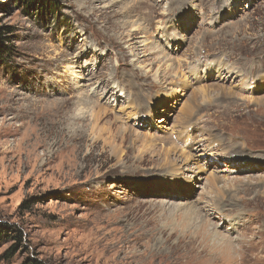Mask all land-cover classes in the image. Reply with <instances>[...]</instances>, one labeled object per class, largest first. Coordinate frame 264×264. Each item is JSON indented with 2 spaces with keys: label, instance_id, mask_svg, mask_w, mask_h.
<instances>
[{
  "label": "rangeland",
  "instance_id": "obj_1",
  "mask_svg": "<svg viewBox=\"0 0 264 264\" xmlns=\"http://www.w3.org/2000/svg\"><path fill=\"white\" fill-rule=\"evenodd\" d=\"M2 26L0 264H264V0H0ZM164 148L193 158L173 188Z\"/></svg>",
  "mask_w": 264,
  "mask_h": 264
},
{
  "label": "trees",
  "instance_id": "obj_2",
  "mask_svg": "<svg viewBox=\"0 0 264 264\" xmlns=\"http://www.w3.org/2000/svg\"><path fill=\"white\" fill-rule=\"evenodd\" d=\"M22 5L30 8L35 7L39 12L42 10H48L50 13L54 12V9L57 10L59 7V0H18ZM7 27H0V60H3L8 53L7 47V37L5 36ZM22 207L25 206L23 202ZM24 234L20 228H17L14 224H9L8 222L0 221V241H11L9 247L5 250V257H11L18 251V244L23 242ZM22 264H46L42 260L37 258H28Z\"/></svg>",
  "mask_w": 264,
  "mask_h": 264
},
{
  "label": "bare ground",
  "instance_id": "obj_3",
  "mask_svg": "<svg viewBox=\"0 0 264 264\" xmlns=\"http://www.w3.org/2000/svg\"><path fill=\"white\" fill-rule=\"evenodd\" d=\"M134 8H136V7H134ZM129 24V23H128ZM130 25V24H129ZM135 26V25H134ZM137 27V26H136ZM135 27V28H136ZM132 34V33H131ZM131 34H128V36L130 37L131 36ZM220 64V63H219ZM167 67H170L171 68V66H168L167 65ZM166 67V68H167ZM166 68H165V70H166ZM224 68V67H223ZM222 69V68H221ZM229 69V68H228ZM219 74H220V72H219ZM191 77V76H190ZM196 79V78H195ZM209 87H213V88H211V89H215V88H217V90H219L220 88H221V86H219V84H211L210 86H208V87H205V88H201V89H198V88H196V90H194V92H198L200 95H202V97L205 95V93H206V91L209 89ZM221 90H222V88H221ZM194 94V93H193ZM196 97V96H195ZM194 97V98H195ZM256 101H258V100H256ZM80 103V102H79ZM87 104L88 103V105L90 104V101H85V100H83V104ZM194 105V106H193ZM94 107V106H93ZM193 107H195V104H194V102L193 103H191L190 104V106H189V108H193ZM91 109V108H90ZM185 118H184V120H185V122H187V119H188V116H184ZM124 132V131H123ZM208 142V141H207ZM216 144V143H215ZM208 146V145H207ZM179 149V148H178ZM160 151V150H159ZM171 156V155H170ZM180 156L183 158L182 160L180 159H178V158H176V159H174V160H172V159H170L169 160V149L168 148H164V150H163V152H162V159H161V165H163L164 164V167H165V169H166V171L167 172H170L168 175V178L169 179H164L165 180V182H167V184H169V188H173L174 186H173V184L175 185V184H180V182H179V180H177V178H175V177H173V175L172 174H176L180 169L182 170V166H179L178 165V163L180 162V161H182V162H184L185 160H187L186 158H188V157H190V158H192L191 157V155H189L187 152H185L184 150H180ZM176 157V156H175ZM171 158V157H170ZM189 159V158H188ZM193 159V158H192ZM140 160H142V159H140V157H138V162L140 163ZM144 160V159H143ZM142 160V161H143ZM146 161V160H145ZM177 161H178V163H177ZM158 166H160L159 164H158ZM162 168V167H161ZM166 174V173H165ZM170 175H172V176H170ZM218 181H219V179L216 177V176H212V175H209L208 176V178H207V185L208 186H210L211 188H216V190H223V187H218ZM189 182V181H188ZM188 182H186V183H188ZM185 183V184H186ZM176 186V185H175ZM218 187V188H217ZM221 190H220V192H221ZM215 195H216V193H215ZM186 208L183 210V212H181L184 216H187V214L189 215V214H196L197 213V211L195 210V207L194 208H192V206L190 205V206H187V205H184ZM214 206H216V205H214ZM213 206V207H214ZM217 207V206H216ZM205 225V224H204ZM208 232H209V230H208ZM211 235H213V234H211ZM214 236L217 238V241H219V242H217V243H220V245L221 246H223V245H225L226 244V240L224 241H222L221 239L223 238V237H221V238H219V236H220V233L218 234L217 233V231H214ZM215 242V241H214ZM223 248H226L225 246H223Z\"/></svg>",
  "mask_w": 264,
  "mask_h": 264
}]
</instances>
